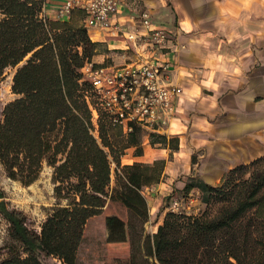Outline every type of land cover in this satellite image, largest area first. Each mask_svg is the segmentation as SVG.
<instances>
[{
  "label": "trees",
  "instance_id": "obj_1",
  "mask_svg": "<svg viewBox=\"0 0 264 264\" xmlns=\"http://www.w3.org/2000/svg\"><path fill=\"white\" fill-rule=\"evenodd\" d=\"M45 2L0 0V77L24 61L12 77L11 89L18 96L2 110L0 164L9 179L28 186L45 161L54 168L56 196L68 203L53 209L34 232L21 211L8 208L0 188V216L9 223L13 241L0 264H46L45 257L75 264L85 226L99 216L107 243H118L126 251L130 238L125 209L147 221V202L140 191L156 182L160 172L156 166H120L125 148L138 144L136 129L125 145L115 147L98 108L94 136L85 98L91 87L80 70L91 61L95 44L81 24L43 17ZM111 162L123 178L118 193L107 191ZM205 190L202 212L168 210L148 249V236L142 249L137 243L133 248L130 240V249H144L140 264H263L264 156L234 166ZM134 259L130 254L124 264H135Z\"/></svg>",
  "mask_w": 264,
  "mask_h": 264
},
{
  "label": "crops",
  "instance_id": "obj_2",
  "mask_svg": "<svg viewBox=\"0 0 264 264\" xmlns=\"http://www.w3.org/2000/svg\"><path fill=\"white\" fill-rule=\"evenodd\" d=\"M45 1L42 15L56 19L63 0ZM141 12L169 32L164 54L172 66L164 81L179 89L170 123L136 128L138 144L120 157V166L160 171L157 181L140 191L151 198L146 199L151 216L168 196L195 194L203 204L206 186L217 185L234 166L264 156V0H124L116 21L140 35L138 51L146 34ZM81 18L75 10L68 21L80 26ZM87 34L95 44V64L120 65L135 55L126 40L101 28ZM156 228L139 231L141 249L146 236L147 249L152 245Z\"/></svg>",
  "mask_w": 264,
  "mask_h": 264
},
{
  "label": "built area",
  "instance_id": "obj_3",
  "mask_svg": "<svg viewBox=\"0 0 264 264\" xmlns=\"http://www.w3.org/2000/svg\"><path fill=\"white\" fill-rule=\"evenodd\" d=\"M124 0H63L55 9V20L70 19L73 11L81 12V26L87 29L101 28L111 37H121L132 49L134 57L120 65L85 61L81 66V79L90 83L88 101L92 124L97 132V108L106 116L108 127L119 130L127 138L136 128L149 129L169 124L174 117L175 101L179 89L164 81V74L171 68L165 57L169 32L150 22L147 12L139 13L146 34L141 37L144 49L137 50L140 35L126 32L116 21V12ZM44 17V15H43ZM92 96L96 103H90ZM110 166H114L111 162ZM198 200L192 194L173 197L168 210L175 213L198 214L193 203Z\"/></svg>",
  "mask_w": 264,
  "mask_h": 264
},
{
  "label": "rangeland",
  "instance_id": "obj_4",
  "mask_svg": "<svg viewBox=\"0 0 264 264\" xmlns=\"http://www.w3.org/2000/svg\"><path fill=\"white\" fill-rule=\"evenodd\" d=\"M1 17V15H0ZM79 26V24H77ZM24 61L20 62L14 67L6 68L3 75L0 77V120H2V110L4 106L13 101L18 95L12 92L11 83L12 77L16 70V67L21 65ZM89 100L95 104L96 100L90 96ZM97 119V127L98 128ZM94 130V128H93ZM110 141L115 147H122L125 145V137L122 136L119 130L108 129ZM98 137V133L95 134ZM54 168L48 166L45 161L42 162L41 169L37 178L28 186L22 185L18 180L14 181L6 176L5 170L0 164V188L4 192V201L9 209H15L21 211L26 219V226L32 231H39L41 224L52 213L53 209L58 206H66L68 201L64 198L56 196L54 191V182L52 180ZM107 188L108 193H118L122 190L124 183L121 175L115 167L111 168V177ZM144 190V188L142 189ZM146 199L151 201L150 196L144 193ZM179 197V196H177ZM185 197V196H184ZM192 197L198 199L195 194ZM180 198V197H179ZM196 200L193 203L194 207H198V214L205 208V202L198 204ZM171 203V199L162 200L159 210L154 214L152 211L151 216L149 214L147 221L143 222L141 217L134 214L129 209H125V216L128 223L127 232L130 235V240L134 248L136 244L139 231L144 230L147 233H152L155 226L162 223L164 214L168 212V207ZM151 205V204H150ZM148 207V203H147ZM164 212L163 216L160 213ZM161 218L159 219V217ZM158 223V225H156ZM9 223L6 219L0 216V258L7 255L5 253L6 247L13 243L11 237L8 234ZM84 236L81 244L78 248L77 260L75 264H124L130 254L135 256V264L141 263V254L143 250L130 249V240L127 242V250L120 251L118 243H107V233L105 230V222L102 216L93 217L89 219L85 226ZM46 264H61L58 259L45 257ZM152 263L154 260H148ZM264 264V259L262 260Z\"/></svg>",
  "mask_w": 264,
  "mask_h": 264
}]
</instances>
